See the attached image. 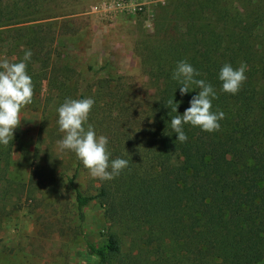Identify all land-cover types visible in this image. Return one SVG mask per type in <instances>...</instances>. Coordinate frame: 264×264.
Listing matches in <instances>:
<instances>
[{
	"label": "trees",
	"instance_id": "1",
	"mask_svg": "<svg viewBox=\"0 0 264 264\" xmlns=\"http://www.w3.org/2000/svg\"><path fill=\"white\" fill-rule=\"evenodd\" d=\"M72 4L0 0V56L30 49L31 75L53 37L72 29ZM155 8L153 32L140 54L152 95L139 97L132 83L102 77L106 65H88L83 75L60 70L67 76L59 94L93 98L89 123L108 137L111 159L129 160L119 177L99 181L94 195H84L75 185L83 165L70 152L67 164L75 168L64 180L78 215L97 202L109 224L101 244H86V264H264V0H166ZM182 59L213 85V110L225 114L213 133L184 125L185 143L175 141L170 119L184 113L198 89L183 97L179 88L174 92L171 73ZM225 63L247 67L235 96L220 91ZM173 92L182 101L177 113L165 106ZM64 100L58 98V106ZM10 148L0 146V182ZM46 160L44 180L54 184L49 175L64 161L54 154Z\"/></svg>",
	"mask_w": 264,
	"mask_h": 264
},
{
	"label": "rangeland",
	"instance_id": "2",
	"mask_svg": "<svg viewBox=\"0 0 264 264\" xmlns=\"http://www.w3.org/2000/svg\"><path fill=\"white\" fill-rule=\"evenodd\" d=\"M165 1L73 0L71 10L76 13L68 16L72 29L56 34L46 49L47 57L31 65L33 103L23 110L14 131L4 170L6 181L0 182V264H86V244L103 242L109 224L100 205L92 202L79 216L74 193L65 185L64 176L75 164L68 165L70 152L57 147L63 136L56 123L58 98L64 100L59 83L67 76L60 70L83 75L88 65H106L102 77L132 83L139 97L152 95L154 87L150 69L141 61V45L153 32L155 5ZM23 56L1 54L0 58L19 62ZM49 154L64 162L54 165L49 176L55 183L48 185L43 168ZM75 185L84 195H94L99 180L82 167ZM128 250L124 240L122 251Z\"/></svg>",
	"mask_w": 264,
	"mask_h": 264
},
{
	"label": "clouds",
	"instance_id": "3",
	"mask_svg": "<svg viewBox=\"0 0 264 264\" xmlns=\"http://www.w3.org/2000/svg\"><path fill=\"white\" fill-rule=\"evenodd\" d=\"M32 57L31 50H25L23 59L10 62L7 58H0V146H7L13 140V134L22 120L23 110L33 103V83L27 72V62ZM247 67L241 63L233 68L225 63L219 70L218 80L221 82L220 91L235 96L246 81ZM201 72L186 60L176 63L171 73V79L176 81L180 96L198 89L189 100V107L182 115L177 113L182 101L171 99L165 105L171 116L170 128L176 134V140L185 143L188 139L184 125L198 127L201 131L213 133L220 130V121L225 114L220 110H213V101L217 99V92L213 85L205 79H198ZM94 99L65 98L57 109L58 131L63 133L57 141L58 150L75 154L88 175L99 181H111L119 177L129 167V160L117 157L111 159L112 153L108 149L107 136L97 135L89 123V114L94 106Z\"/></svg>",
	"mask_w": 264,
	"mask_h": 264
}]
</instances>
